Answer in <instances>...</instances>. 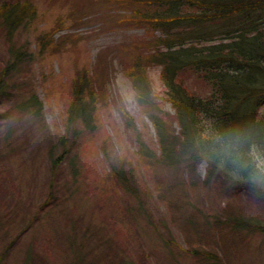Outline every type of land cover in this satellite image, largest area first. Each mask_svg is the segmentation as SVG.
I'll list each match as a JSON object with an SVG mask.
<instances>
[{
    "label": "rangeland",
    "instance_id": "1",
    "mask_svg": "<svg viewBox=\"0 0 264 264\" xmlns=\"http://www.w3.org/2000/svg\"><path fill=\"white\" fill-rule=\"evenodd\" d=\"M33 1L36 16L12 38L0 21V73L13 59L11 44L26 52L0 96V264H264V232L235 226V218L264 221V199L208 177L207 163L191 160L178 144L175 160L167 158L149 114L177 139L175 107L162 97L151 108L139 104L114 54L108 101L98 105L92 125L77 124V132L68 126L77 72L91 74L105 49L144 27H118L125 12L113 9L119 3L101 7L109 0ZM78 7L82 19L74 14ZM48 30L61 39L44 49ZM161 69L152 66L148 74L164 96ZM187 84L209 91L192 73ZM35 93L41 115L21 105ZM115 169L127 173L132 191Z\"/></svg>",
    "mask_w": 264,
    "mask_h": 264
},
{
    "label": "trees",
    "instance_id": "2",
    "mask_svg": "<svg viewBox=\"0 0 264 264\" xmlns=\"http://www.w3.org/2000/svg\"><path fill=\"white\" fill-rule=\"evenodd\" d=\"M106 2L101 7L119 3L113 9L125 12L116 19L118 27L132 24L144 27L145 32L105 49L91 74L77 72L67 109L68 126L77 132V124L92 125L98 105L108 101L106 71L114 63V54L121 59L139 104L151 108L156 105L155 97H162L175 107L181 130L177 139L168 134L160 116L149 114L167 158L175 160L178 144L191 160L207 163L208 177H222L264 199V117L259 115L264 106V0ZM184 2L194 10H181L179 5ZM74 11L77 18H83L79 7ZM36 13L33 0H0V21L7 24L11 38ZM199 24L206 26L198 28ZM55 35L56 30L45 31L42 48L59 43L61 38ZM12 47L13 59L0 73V96L6 91V77L26 54ZM155 65L162 68L164 96L154 90L149 78L148 68ZM191 73L208 85L207 93L187 84ZM21 105L42 114L43 102L36 93ZM64 157L53 158V171ZM114 173L121 185L133 190L125 171L115 169ZM235 221V226L264 232V221L258 218Z\"/></svg>",
    "mask_w": 264,
    "mask_h": 264
}]
</instances>
